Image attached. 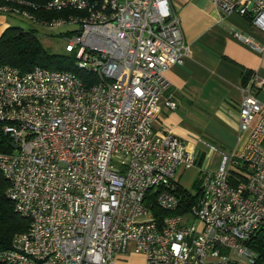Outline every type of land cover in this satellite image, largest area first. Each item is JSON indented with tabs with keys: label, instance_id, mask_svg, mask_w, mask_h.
Returning a JSON list of instances; mask_svg holds the SVG:
<instances>
[{
	"label": "built area",
	"instance_id": "built-area-1",
	"mask_svg": "<svg viewBox=\"0 0 264 264\" xmlns=\"http://www.w3.org/2000/svg\"><path fill=\"white\" fill-rule=\"evenodd\" d=\"M223 15L249 17L264 33V0H207ZM56 12L45 18L38 13ZM0 14L56 31L64 51L94 81L34 67H0V127L16 149L0 153L7 198L28 221L0 264H251L247 247L264 228V83L242 89L237 121L248 132L239 150L221 152L214 171L194 148L153 122L169 89L165 73L189 56L169 0H0ZM233 36L253 51L249 38ZM209 149H215L205 142ZM199 169L200 196L174 213L181 171Z\"/></svg>",
	"mask_w": 264,
	"mask_h": 264
},
{
	"label": "crops",
	"instance_id": "crops-1",
	"mask_svg": "<svg viewBox=\"0 0 264 264\" xmlns=\"http://www.w3.org/2000/svg\"><path fill=\"white\" fill-rule=\"evenodd\" d=\"M169 3L178 15L189 56L182 65H174L165 73L170 86L163 98L174 102L175 108H160L153 131L162 135L169 130L194 148L202 158L201 169L213 171L220 153L239 150L248 135L239 132L237 113L242 89L251 78L255 76L264 83V33L245 17L221 14L207 0ZM9 27L11 17L0 14V38ZM233 32L249 38L262 51L251 50L235 39ZM246 72L250 76L243 83ZM257 93L264 101V86ZM205 142L215 149H209ZM185 172L181 171L177 180L183 188L179 180Z\"/></svg>",
	"mask_w": 264,
	"mask_h": 264
},
{
	"label": "trees",
	"instance_id": "trees-1",
	"mask_svg": "<svg viewBox=\"0 0 264 264\" xmlns=\"http://www.w3.org/2000/svg\"><path fill=\"white\" fill-rule=\"evenodd\" d=\"M35 5H44L50 0H25ZM100 6L104 0H89ZM45 18H54L60 16V13L48 12L38 13ZM12 18V17H11ZM248 19L250 23V18ZM67 35V34H66ZM10 66L19 70L21 73L30 71L34 67H43L53 71H68L74 73L87 85H90L94 79L87 73L78 69L75 58L69 55L66 58H58L46 54L40 47L36 38L35 30L24 31L15 27L7 28L0 38V67ZM250 73H245L243 83H246ZM11 141L0 127V153H12ZM8 183L0 173V251L11 247L13 238L25 232L28 228V221L22 218L14 209L12 202L6 196ZM174 195L180 200V209L174 213L163 212L155 207L152 208L154 216L158 222L164 217L176 214H182L188 211L198 200L200 196V179L197 178L192 190H187L180 185H176L173 190ZM247 247L255 254L256 258L253 264H264V228L258 230L248 241Z\"/></svg>",
	"mask_w": 264,
	"mask_h": 264
},
{
	"label": "rangeland",
	"instance_id": "rangeland-1",
	"mask_svg": "<svg viewBox=\"0 0 264 264\" xmlns=\"http://www.w3.org/2000/svg\"><path fill=\"white\" fill-rule=\"evenodd\" d=\"M11 24L13 27L22 29L24 31L35 30L36 38L39 42V45L46 54L50 56L58 57V58H66L69 56V54H67L64 51L66 39L62 36L66 35L70 31H73V30H70V28L64 27L56 31H49L48 29L35 26L28 20L18 18V17H12ZM217 167L218 165L216 166V168ZM197 178H198V170L197 168H193L189 171H186L183 174V176L180 178L179 182L181 185L184 186L185 189L192 190V185ZM117 263L118 264H143V259L141 256L131 255L128 258L127 257L121 258L120 260H118Z\"/></svg>",
	"mask_w": 264,
	"mask_h": 264
},
{
	"label": "water",
	"instance_id": "water-1",
	"mask_svg": "<svg viewBox=\"0 0 264 264\" xmlns=\"http://www.w3.org/2000/svg\"><path fill=\"white\" fill-rule=\"evenodd\" d=\"M11 148H12V149H16V146L12 144V145H11Z\"/></svg>",
	"mask_w": 264,
	"mask_h": 264
}]
</instances>
